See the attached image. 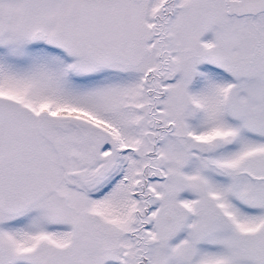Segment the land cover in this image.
<instances>
[{
	"label": "snow or ice",
	"instance_id": "1",
	"mask_svg": "<svg viewBox=\"0 0 264 264\" xmlns=\"http://www.w3.org/2000/svg\"><path fill=\"white\" fill-rule=\"evenodd\" d=\"M0 264H264V0H0Z\"/></svg>",
	"mask_w": 264,
	"mask_h": 264
}]
</instances>
